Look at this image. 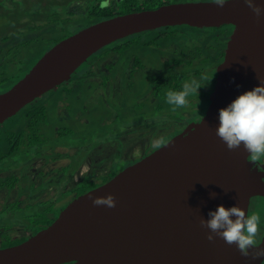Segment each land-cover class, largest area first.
<instances>
[{"label": "water", "instance_id": "1", "mask_svg": "<svg viewBox=\"0 0 264 264\" xmlns=\"http://www.w3.org/2000/svg\"><path fill=\"white\" fill-rule=\"evenodd\" d=\"M226 24L236 32L201 120L76 198L51 225L18 245L1 248L0 264L264 263V257L241 256L235 245L219 237L209 242V230L199 223L219 205H238L248 214L251 199L264 197V173L242 147L229 151L215 135L219 110L264 80V16L257 20L242 0H230L223 8L213 0L164 4L82 29L53 46L24 78L0 94V124L69 81L112 43L163 27ZM108 194L115 197V208L92 204L90 197ZM256 246L264 248V239Z\"/></svg>", "mask_w": 264, "mask_h": 264}, {"label": "trees", "instance_id": "2", "mask_svg": "<svg viewBox=\"0 0 264 264\" xmlns=\"http://www.w3.org/2000/svg\"><path fill=\"white\" fill-rule=\"evenodd\" d=\"M12 1L17 5L24 2V0ZM190 1L194 0H111L110 7L102 9L100 8L101 0H77L72 2L71 9L67 15H58L56 9H53L51 11L52 16L49 18H47L46 11L44 10L45 17L41 20L45 22L44 26H46V29L39 27V25H32L33 27L30 28V33L27 36L26 31L16 32L6 36H3V32L2 34L0 33V94L10 90L23 77H25L32 68H34L38 61L43 57V52L46 50V47L51 48L55 46L60 41L75 34L80 28L89 27L100 21L118 15L156 9L164 4ZM5 2H7V0H0V15L1 11L15 9L7 7ZM34 3L36 6V0ZM30 14L33 15V13ZM37 20L40 19H36V21ZM183 27L190 28L192 32L183 29ZM179 29H182V31H177V33L174 32ZM169 30L170 33L168 34H163L164 28L144 32L154 33V40L149 36L148 41L143 44L142 50L144 52H150L151 56H156L155 62L157 63L156 69H154V72L152 71V75H149L146 78H144V76H139L142 73L141 71L138 73L137 80H131V77H129L131 75H124L125 69L128 66V63L131 62L132 58H134V61L143 60L141 57L134 54L132 55L128 50L134 43V41L131 40L134 35L123 39V41L127 43V46H121L119 48H108L107 46L91 57V59H94L97 56L99 59L102 57L105 59L113 52H120L122 59H127V63L123 66L125 67L124 69L119 68L120 64L113 65L110 68V76L105 75L106 78L104 79L105 83L109 82L108 80L110 78H115L117 75L129 79L130 83L127 88V95L130 96L132 101H125L122 103L125 109H128L129 111L138 110L132 105L135 101L137 104L144 106L146 110H153L154 108V114L163 111V114L168 115V108L171 110V106L166 103V92L170 89L181 90L185 81L191 79L200 80L201 76L204 75L205 69L218 67L219 70V65L223 63L227 57V53L224 52V49L228 47L230 33L232 31L234 32L235 27L231 24L222 25L220 27H196L183 25L170 26ZM31 31L37 33H32ZM53 34H61V37L58 39L56 38V40L51 42ZM160 39L164 42L162 46L156 45ZM183 39L186 43H188L189 40H194L193 43L196 45L194 47L195 51H193L190 58L186 59L185 62L170 60L168 64L164 63L162 55L166 52V49H169ZM186 47L185 44L182 45L179 52L187 54L188 50ZM186 57L188 58L187 55ZM84 70L83 76H79L80 73L78 74L77 79L73 76L72 84L75 85V87L72 89L66 88L70 91L69 94L63 96L59 92L60 89H63V85L57 87V90L59 91L52 90L53 92L49 95L61 98L57 103L52 102L51 98H46V96H44L33 104L28 105L16 116L8 119L5 123L0 124V174L4 173L6 170L9 171L10 174L8 177L0 176V190H5V188L13 190L18 188L20 191V197H23L22 200H20L19 197L9 205L5 203H2L3 206L0 205V207L2 206L0 208V225L1 228H4V230H0V232H2L0 235L3 238L2 247L14 245L25 239L22 238L16 240V237H13L17 232V224L24 227L26 231L36 233L51 225L60 215L61 210L64 209V207L61 210L56 208L55 204L48 201L53 197H43V194L47 192L51 183V185L56 184V193L59 185L67 184L66 180H62V182L58 184L55 181L45 182L41 187H35L28 177L13 174V169L21 171L28 161L37 157L34 156V154L41 153L44 150H47L48 152L47 155H44L45 157L50 154L53 156H49L50 158L48 161L55 159L57 153L70 156L65 149L74 148L76 146L74 144L66 146L61 145L60 147L62 148L58 149L60 147L57 145L52 148L46 147L40 150L43 144L48 141L59 139L61 144H65V139L69 135L85 136V140L87 138L86 136L98 138L102 135L103 138H106L112 133V127L114 124L109 125L110 128L108 130L104 129V123L103 125H99L97 128L94 127L93 130L89 131L87 129L88 127H85L80 120L82 114H85L89 110L92 112L101 107L99 104H95L88 108L87 111L82 109L83 104L80 100V96L83 93H86L85 100H88V97L93 90V85L95 84L92 81H86L88 71L84 72ZM91 74L93 75V72H91ZM218 75L219 73L217 72V78L215 77L216 84L218 82ZM146 79L150 82L149 91L152 89V92L149 93L152 98H155L153 106L150 103L151 99L148 100L147 98L145 101L142 100L147 92H144L142 95H140L139 92L136 94L138 83L144 84V87H146L148 84ZM123 83L124 80L123 82L121 81L120 87H123ZM83 84H86L87 88ZM198 93V96L194 95L189 98H200V100H202L208 95L203 91V87L198 90ZM54 94L56 96H54ZM203 103L205 106L202 107ZM78 104H80V106H77ZM200 105L201 106H199V103L195 102L190 103V107H199L197 113H193L192 119L196 120L200 115L205 114L207 110L206 101L201 102ZM51 110L54 112L57 110L60 111V120L56 123L57 127L52 126L53 130L49 131L48 126L53 123L52 119L55 118V116H51ZM71 112L74 118L73 121H69ZM144 112H147L145 115H153L148 111ZM95 114H98V111L95 112ZM136 114L139 115L141 113L137 112ZM76 119L79 124L77 123L75 126L74 122L77 121ZM60 122L63 123L61 128L58 126ZM68 123L71 126L68 125ZM114 175H116V172L108 174L103 182L95 184L90 182L85 183L82 190H75L73 186L72 189L64 191L62 194L73 192L77 194V196H81L95 187L108 182ZM19 213L20 217L23 219L20 222Z\"/></svg>", "mask_w": 264, "mask_h": 264}, {"label": "rangeland", "instance_id": "3", "mask_svg": "<svg viewBox=\"0 0 264 264\" xmlns=\"http://www.w3.org/2000/svg\"><path fill=\"white\" fill-rule=\"evenodd\" d=\"M73 1H77V0H36V6H35L34 3L35 0H24L22 4H18V5L15 4L12 0H7V2H5L6 6L9 7L10 9L12 8L15 9L8 11H1L0 33L2 34L3 32V36H6L12 33L26 31V36H27L30 33V28L33 26L39 25V27H43V29H46V26H44L45 22L41 20L44 19L45 17L44 10L46 11L47 18L52 16L51 11L53 9H56V13L58 15L64 16L67 15L69 10L71 9V5ZM194 1H200V0H194ZM30 13H33V15ZM36 19H40V20L36 21ZM82 29L84 28H80L79 31H81ZM183 29L192 32L188 27H183ZM177 31L181 32L182 29L175 30L174 32L177 33ZM31 32L37 33L33 31ZM235 32L236 30L230 33V38L228 41V47L226 53L227 51L229 52L230 49L229 45L230 42H232L231 37L235 34ZM149 36H151L154 40L153 32L135 35L134 37L131 38V40L134 41V43L128 50L132 55L134 54L138 57L143 58L144 62L149 64L151 70H153L156 69V65H157V63L155 62L156 56H151L150 52L148 53L142 50L143 44L148 41ZM59 37H61V34H53L51 42L56 40V38L58 39ZM122 41H120L119 43L116 42L115 44L112 43L111 46L110 45L108 46V48L111 47L119 48L124 43ZM193 41L194 40H191L190 42L186 43L187 46H191L193 44ZM163 43L164 42L160 39V41L156 45L162 46ZM125 46H127V43H125ZM51 48L46 47V50H44L43 52V56ZM124 60L127 63V59L124 58ZM88 66H89L88 63L84 64L79 69L80 71L79 72L77 71L74 74V78L75 79L78 78V74L81 73ZM124 75H128V74L125 72ZM120 79L122 82L124 80L123 87H121V89L116 92V95L112 93L111 96H109V98L107 97L104 99L101 97L96 98V93H94L91 96V98H89L88 100H85L86 99L85 93H83L80 96L81 102L83 101L85 104H87L88 108H90L95 104H99L101 106L100 110L98 111V117H96L95 120L87 119V123L88 124L91 123V127H92L91 130H93L94 127L97 128V126L103 125L104 123H105L104 129L108 130L110 128L109 125L114 124L112 127V133L108 137L103 138L102 135L98 138L86 136L87 138L84 140L85 136L83 137V136L69 135L65 139L66 142L65 144H61L59 139L48 141L43 144L40 150L46 147L52 148L53 146H57V145H59L58 147H60L61 145L66 146L69 144H74L76 146L74 148L65 149L70 154V156L60 155L57 153L55 159H51L50 161H48V159L50 157H53L51 156V154L49 155L50 157L44 156L48 154L47 150H44L41 153L39 152L38 154H34V156H37V158H35L32 164L29 165L25 164L24 169H21V171L24 174L30 175L31 178L39 177L38 172L40 167L45 168V171H47L50 174L49 177L55 175L54 171H60V173L64 175L63 180L71 179L70 182H72L73 185H75L74 186L75 190L77 189L82 190L84 188L83 186L85 185V183L89 182V177L77 184H75L74 180L75 179L77 180V178H80L83 174H86L88 172L89 170L88 166H91V161L94 160L97 161L99 158H102L103 155L112 154L113 159L107 162L108 170H110L111 173L118 172L119 170H122V167H125V165L129 162V160H132V158L140 157L143 156L145 153L157 150L152 147V142L155 139L163 137L167 143L172 138L184 132L188 127V125L190 124V121L193 117V113H197V110H199V107L189 106L187 109H177L175 112H173L168 108V115L163 114V111L154 114L153 112L154 108L153 110H146L144 106L137 104L134 101L132 105L134 106V108L138 110L129 111L128 109H125L122 103H124L125 101H129V102L132 101L130 96L127 95V88L130 81L127 77H120ZM66 88L67 87H63V89H60L59 91L63 96L70 93V91L67 90ZM136 90H137L136 94H138L139 92L140 95H142L144 92H149V84H147L146 87H144V84L138 83V88ZM49 94L46 95V98H51L52 102L54 103H57L61 99V98L53 97V95H49ZM54 96L56 95L54 94ZM149 99H152V96L150 94L148 96V100ZM192 100L193 98H189L190 103L192 102ZM77 106H80V104H78ZM144 111H148L153 115H150L149 113H148L149 115H145L147 112ZM50 112H51V116L52 117L55 116V118L52 119L53 123L48 126L49 131L53 130V127H57L56 123L57 121L60 120V111L57 110L56 112H54L53 110H51ZM137 112L141 114L137 115L136 114ZM91 116H92V112L89 110V118H91ZM166 116H168V118ZM200 116L203 117L204 115H200ZM201 117H199L196 120H199ZM112 118H115V121L111 122ZM153 118H165V121L168 122H163V120H161L160 122H156V120ZM73 120L74 118L71 112L69 121H73ZM77 123L79 124L78 120L74 122V125L76 126ZM68 125L70 124L68 123ZM58 126L61 128V126H63V123L60 122ZM125 128H127V130H121ZM119 130L125 133V137H123V139L119 138V135L116 134ZM137 132L148 135L142 137L138 135ZM97 145L103 147L93 150V148L97 147ZM61 148L62 147L58 149ZM45 161L46 162L48 161L47 162L48 165L44 163ZM32 183L35 184V182ZM66 187L67 184L59 185L58 191L55 194H53L56 190L55 187H52L51 189L47 190L48 193L50 192L49 196L53 197L50 198L48 201L52 204H55L56 208H58L59 210H61L66 205L68 206L72 201L75 200V196H74L75 193L73 192H66L65 194H62L64 191H66ZM7 196L9 197V199L7 198L8 200L5 201ZM16 197H19L18 192H13L8 195H6L4 192H0V204L5 202L6 203L8 202L10 204ZM257 211H258V207L254 209L253 213H256ZM21 220L23 219L20 217V213H19V222ZM261 225L262 224H260V226ZM16 229L17 232H21V230L24 229V227H21L19 224H17Z\"/></svg>", "mask_w": 264, "mask_h": 264}, {"label": "clouds", "instance_id": "4", "mask_svg": "<svg viewBox=\"0 0 264 264\" xmlns=\"http://www.w3.org/2000/svg\"><path fill=\"white\" fill-rule=\"evenodd\" d=\"M229 2L230 0H213V4L220 8ZM242 2L257 20L264 16V0ZM110 5L111 0H101L100 8L104 9ZM210 80L207 75H202L200 80L185 81L181 90L170 89L166 92V103L171 106L173 112L177 109H187L190 106L189 97L198 96V90ZM201 81L208 82L204 84ZM259 81L258 86L237 96L227 107L219 110V124L215 128V135L229 151L242 147L243 151L248 153L247 158L253 162L264 159V80ZM165 145L166 140L163 137L152 142L154 149H161ZM211 195L214 197L215 193ZM90 198L94 206L116 207L112 194ZM208 216V219L201 217L199 223L201 228L209 230L206 235L209 242H214L219 237L228 246L235 245L240 255L245 258L257 260L264 257V248L256 246L261 223L259 214H246L238 205L230 208L219 205L215 211H210Z\"/></svg>", "mask_w": 264, "mask_h": 264}, {"label": "flooded vegetation", "instance_id": "5", "mask_svg": "<svg viewBox=\"0 0 264 264\" xmlns=\"http://www.w3.org/2000/svg\"><path fill=\"white\" fill-rule=\"evenodd\" d=\"M163 28H164V33L163 34L170 33L169 32L170 31L169 30V27H163ZM163 28H161V29H163ZM142 34H144V33H142ZM136 35H139V34H136ZM120 41H118V42H120ZM190 41L191 40H189V42ZM122 42H124V43L121 46H124L125 47V43L126 42L125 41H122ZM184 44H185V46H187L185 40L183 39L180 42H178L177 44H174L169 49H166V52L162 55L163 56L162 57L163 62L168 64L170 60H178L180 62H185L186 59H189L190 56L192 55L193 51H195L194 50V47L196 45L193 43L191 46H187L186 48H187L188 52H187V54L186 53L184 54V53L179 52L180 49H181V46L184 45ZM226 50H227V48L224 49V52H226ZM186 55L188 56V58L186 57ZM86 63H88V65H89L84 70V72H87L88 71V77H86V81L89 80V81H92V82L95 83L93 85V90H92L91 94L89 95L88 99L91 98V96L94 93H96V98L101 97L103 99L106 98V97L109 98V96H111L112 93H114L116 95V92L121 89V87H120L121 86V79H120L121 76L117 75V76H115V78L112 77V79L110 78L108 80L109 82H107V83L104 82V79L106 78L105 75L106 76H110V68L113 65L120 64V68L121 69H124L123 66H125L126 61L124 59H122L121 53L120 52H113L112 54H110V56L108 58H105V59H103V57L101 59H99L98 57H96L94 59H91L90 58ZM140 71L142 73L139 76H141V77L144 76V78H146L147 76L152 75V71L154 72V69L151 70L150 65L147 64V63H145L144 62V59L143 60H140V61H134V58H132L131 62L128 63V66L126 67L125 72L128 75H131V76H129V77H131V80H137L138 73ZM91 72H93V75L91 74ZM217 72H218V67H212L210 69H205L204 75H207L209 77V80L212 78L210 80V82H208V81H203L202 82L204 84H206L208 82L205 86H203V91L205 93H207L208 95L205 96L202 100H200V98L199 99H197V98L195 99L194 98L192 100V102L199 103V106H201L200 103L206 101V103H207V109H208V107L211 104V95L214 92V90L216 89V85H217L216 84ZM79 76H83V71L79 74ZM72 79H73V77L69 81H67L66 83H64L63 84V87H67V88H71V89L74 88L75 85L72 84ZM146 82L148 84L150 83L148 79H146ZM83 85L87 88V85L86 84H83ZM55 90H57V88ZM57 91H59V90H57ZM51 92H53V91H50L49 93H51ZM149 92H152V89ZM149 92H147L146 95L142 98L143 101H145L148 98V96L150 94ZM49 93H47V94H49ZM85 95H86V93H85ZM198 100L201 101V102H199ZM207 100H208V102H207ZM154 102H155V98H152L150 100V103L152 104V106L154 105L153 104ZM82 104H83L82 109L87 111L88 110L87 104H85L83 101H82ZM202 106H205V104L203 103ZM99 110H100V108L99 109H96V110H93L92 111L91 118H89V115H88L89 114V111H87L85 114H82V116L80 118L82 124L85 127H88L87 129L89 131L91 130V127H90L91 126V123L88 124L87 123V119L88 120H95L96 117H98V114H95V112H97ZM166 117L168 118V116H166ZM201 118L199 120L192 119L190 121V123L192 121L193 122L194 121H200ZM153 119H155L156 122H160L161 120H163V122H168V121H165V118H153ZM112 121H115V118H112L111 122ZM121 130H127V128L121 129ZM121 130H119L116 134L119 135V138H122L123 139V137H125V133H123V131L121 132ZM137 134L140 135V136H142V137L148 135V134H142V133H138V132H137ZM101 147H103V146L97 145V147L93 148V150H96L97 148L99 149ZM152 152L145 153L143 156H140V157L132 158V160H129V162L125 165V167L122 168V170L125 169L126 167H128L129 165L134 164V163L140 161L141 159H143L144 157H146L147 155H149ZM112 159H113L112 154H109V155H103V157L102 158H99L97 161L96 160L91 161V166H88V168H89L88 172L86 174H83L80 178H77V180L75 179L74 180L75 184L81 182L84 179H87L88 177H89V182L90 183L103 182L105 180V178L108 176V174L111 173L110 170H108L107 162H109ZM34 160H35V158L31 159L26 164L27 165L32 164V162ZM251 162H253V161H251ZM44 163L48 165V163L46 161ZM253 163H254V166L256 168H258V170L260 172H263L264 173V159H261L260 161L253 162ZM23 169H24V167H23ZM122 170H119L118 172H116V175L119 172H121ZM54 173H55L54 176L49 177L50 174L47 171H45V168L44 167H42V168L40 167L39 172H38L39 177L38 178H31L30 175L24 174L22 171H20L18 169H13V174H15L17 176H26V177H28V179L30 180V182H35V184H34L35 187H41L45 182L55 181L57 184L58 183H61L62 180H63V178H64V175H62L60 173V171H54ZM9 175H10L9 174V171H7V170L4 173L0 174V176H2V177H8ZM66 181H67L66 182L67 183L66 191L69 190V189H72V187L75 186V185H73L72 182H70L71 179H68ZM51 184H50V186H49L48 189H51L52 187H55V189L57 188V186H55L56 185L55 183H54L55 185H51ZM95 188H97V187H95ZM0 192H4L6 195H8L10 193H13V192H18V194L20 193V191H19L18 188L13 189V190H9V189L5 188V190H0ZM49 193L48 192L47 193H44L43 194V197L44 196L45 197H50L49 196ZM53 194H55V192ZM74 196H75V199L79 197V196H77V194H74ZM19 197H20V194H19ZM19 197H16L14 200H17ZM7 198L9 199V197L7 196L6 197V200L5 199L4 200L7 201L8 200ZM22 198L23 197H20L19 199L21 200ZM38 198H40V197H38ZM5 204L9 205L8 202L7 203L5 202ZM0 205L3 206V204H0ZM66 206L64 207V209L66 208ZM256 207H258V211L256 212V214H259L260 215V217H261V223L260 224H262L260 226V233H259V235L257 237V245H259L261 243V241L264 239V197L257 196V197H253L251 199L250 210H249V213L248 214H252L254 212V209ZM12 223H13V221H12ZM0 230H4V228H1V225H0ZM22 230H21V232H16V234L13 235V237H16V240L25 238L22 242L26 241L27 239H29L30 237H32L34 234L37 233V232L36 233H33L31 231H26L25 229H22ZM0 233H2V232H0ZM2 241H3V238L0 235V249L1 248L11 247V246L18 245V244L22 243V242H18V243L14 244V245L2 247L3 246L2 245Z\"/></svg>", "mask_w": 264, "mask_h": 264}, {"label": "bare ground", "instance_id": "6", "mask_svg": "<svg viewBox=\"0 0 264 264\" xmlns=\"http://www.w3.org/2000/svg\"><path fill=\"white\" fill-rule=\"evenodd\" d=\"M94 183H95V182H94ZM15 202H16V201H15ZM20 203H21V202H20ZM20 203H19V205H20ZM29 204H30V203H29ZM27 205H28V204H27ZM27 205H26V206H27ZM26 206H25V207H26ZM15 208H16V207H15ZM16 209H18V208H16ZM16 228H17V227H16ZM22 231H23V230H22ZM34 235H35V234H34ZM16 236H17V235H16ZM26 236H27V235H26Z\"/></svg>", "mask_w": 264, "mask_h": 264}]
</instances>
